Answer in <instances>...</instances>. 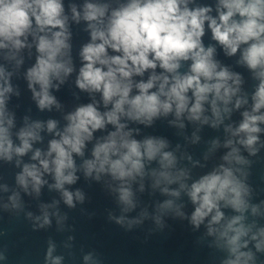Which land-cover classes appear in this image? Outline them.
Returning a JSON list of instances; mask_svg holds the SVG:
<instances>
[{
  "label": "clouds",
  "instance_id": "9594fccd",
  "mask_svg": "<svg viewBox=\"0 0 264 264\" xmlns=\"http://www.w3.org/2000/svg\"><path fill=\"white\" fill-rule=\"evenodd\" d=\"M193 4L195 0H85L82 6L71 4L72 21L86 22L85 31L90 35V42L79 52L81 66L75 85L90 94L93 102L67 114L62 130L56 120L45 124L29 122L25 117L24 126L15 132L17 144L13 139L16 116L7 107L14 93L13 73L0 66V160L10 163L14 157L32 153L33 163L23 164L16 175L17 185L26 193L31 188L38 196L48 184L45 174L50 175L54 183L49 188L60 192L69 208L76 207L75 201H85L81 190L66 188L77 183L80 171L96 181L111 177L118 186L108 187L125 213L137 207L132 185L139 180L143 192V181L150 177L152 188L163 195L179 199L183 193L189 198L195 208L190 223L199 229L207 221V234L216 237L217 247L228 252L222 264H256L255 253L243 249L255 242L256 251L264 253V227H258L255 219L248 223L246 213L250 210L252 217L264 216V201L260 205L250 203L252 189L245 182L248 174L243 166H251V161L236 145L255 157L260 151L256 147L260 133L264 132L260 127L264 124V0H217L215 8L190 7ZM206 30L226 56L239 54L238 64L246 67L258 84L251 95V108L241 113L238 126L224 128L228 138L222 146L230 151L222 156L223 162L189 184L190 170L177 167L176 154L167 150L169 141L156 136L138 140L134 134L139 135V129L130 124L152 127L161 117L173 115L170 123L181 129L184 119L219 129L225 117L231 119L234 110L249 104L248 94L241 92L243 77L215 59L214 45L205 46ZM29 37L37 52L35 64L25 77L32 98L41 111H51L54 106L60 109L52 90L58 91L77 71L64 0H0V50L8 53L4 59L15 61L19 68L24 61L17 58L18 53L33 46ZM45 129L55 138L48 142L46 151L34 149V144L43 143L41 133ZM98 132L107 134L97 138ZM199 140L194 134V142ZM90 143L91 157L85 158ZM220 147L219 139L211 141L205 160ZM76 157L82 161L79 166ZM187 159L192 160L191 156ZM21 163V159L16 160L17 167ZM153 163L158 167L151 168ZM177 184L178 189L171 188ZM4 191H8L6 186ZM9 200L11 208L22 209L19 192ZM58 203L41 205L43 215L34 218L39 228L51 225L49 209ZM3 207L7 210L9 205ZM182 207L173 199L159 204L154 217L157 225L162 226L161 217L171 211L185 218ZM222 208L236 214L226 216ZM27 215L33 219L32 213ZM54 215L58 224L66 219L58 211ZM142 215L147 217V211ZM110 219L121 226L126 222L124 216ZM141 222L128 220L127 224ZM55 250L49 241L46 264H61L62 257L53 255ZM84 259L90 261L92 257Z\"/></svg>",
  "mask_w": 264,
  "mask_h": 264
},
{
  "label": "water",
  "instance_id": "95a60500",
  "mask_svg": "<svg viewBox=\"0 0 264 264\" xmlns=\"http://www.w3.org/2000/svg\"><path fill=\"white\" fill-rule=\"evenodd\" d=\"M84 2L85 0H64L65 14L69 17L72 33L70 40L72 58L77 71L66 80L65 84L60 85L58 91L55 88L52 90V95L61 105L60 109L54 106L51 111L47 109L41 111L32 98V92L25 78L28 68L35 64L37 55L31 37L28 43L33 46L30 49L26 47L18 53L17 58L24 61L19 68L16 67L15 61L4 59L8 54L7 50H0V66L13 73L11 84L14 93L11 94L7 107L16 116L13 139L17 144L19 141L15 138V132L24 126L25 117H28L29 122L41 121L45 124L49 119L56 120L59 130H62L67 123L64 119L67 114L80 105L93 102L90 94L80 91L75 85L76 75L81 66L79 52L84 44L90 42V35L85 31L86 22L81 21L80 24H76L72 21L70 5L82 6ZM216 2L217 0H195V4L190 7L201 5L215 8ZM203 41L206 47L210 45L216 47L217 61L243 77L241 92L248 94L249 104L239 111L234 110L231 119L225 117L224 125H221L219 129L192 123L187 119H184L185 127L181 129L170 123L175 119L173 115L167 118L161 117L152 127L130 124L131 128L139 129V135L134 134V138L138 140L146 136H156L169 141L170 148L167 150L176 154L179 161L177 167L190 170L192 179L188 181L189 184L223 162L222 156L230 151L222 146L228 138L224 128L229 124L238 126L243 118L241 113L251 108V95L258 84V81L253 79L252 73L238 64L239 54L234 57L226 56L221 46L213 41L210 31L206 30ZM16 92L19 95H16ZM96 99H100L99 94L96 95ZM260 127L264 129V124ZM108 130H112L111 126ZM106 134V132H98L95 135L99 138ZM194 134L200 137L199 142H194ZM41 135L43 143H36L33 147L46 151L48 142L55 136L49 134L46 129ZM215 139L220 140L221 147L205 160L211 141ZM178 145L179 149H177ZM236 146L240 148L241 154L251 161V166H243V170L248 174L245 182L252 189L250 203L260 205L264 201V132L260 133V143L256 146L260 151L255 157L250 156L238 143ZM91 149L90 143L87 146L85 158L91 157ZM31 155L32 153L23 158L14 157L10 163L0 160V232L6 233L0 235V256L4 257L0 258V264H46L49 241L56 246L53 255L62 257L61 264H222V261L228 258V252L217 247L216 237L207 234V221L199 229L190 223V217L195 208L185 194L182 193L179 199L165 196L159 189H153L151 178L146 177L143 181V192L140 191L139 180L132 185L137 207L125 213L123 206L118 203L117 195L108 187V184H112L113 187L118 186L111 177L105 176L100 181H96L86 178L80 171L77 173L79 176L77 183L66 185V188L73 192L81 190L85 195V201L82 204L75 201L76 207L69 208L63 202L61 193L49 188L48 185L54 183L50 175L45 174L44 179L48 181V184L41 188L38 196L31 188L26 193L17 185L16 175L22 171L23 164L33 163ZM188 156H191V161L187 159ZM17 159L22 160L19 167L16 166ZM76 160L79 166L82 161L79 157H76ZM197 162L199 166H196ZM150 167L155 168L158 165L153 163ZM237 167L241 166L237 165ZM5 186L8 188L7 192L4 191ZM171 188L178 189L179 185H172ZM16 192L20 194L22 209L11 208L9 197ZM168 199H173L177 205H183L180 210L184 212L185 218L171 211L161 217L163 225H157L154 219L158 215L157 206ZM54 201L59 203L56 208L49 209L51 225L39 228L34 218L43 215L41 205L52 204ZM5 204L9 205L7 210L3 207ZM145 210L148 213L147 217L142 215ZM57 211L61 217H66L61 224H58V218L54 215ZM222 211L226 216L236 214L230 209L222 208ZM29 212L33 214V219L28 218ZM261 213H264V205L261 206ZM246 215L248 223L255 219L258 227H264V216L252 217L250 210ZM121 216L126 219L123 226L110 219V217ZM128 220L142 222L129 226ZM34 227L36 230H33ZM254 245L255 242H252L248 249L243 250H251L257 257L256 264H264V253L257 252ZM89 255L92 260L85 261L84 257Z\"/></svg>",
  "mask_w": 264,
  "mask_h": 264
}]
</instances>
